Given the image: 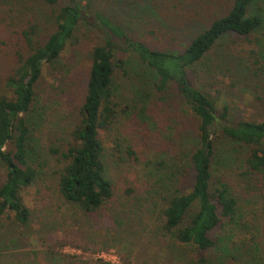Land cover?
I'll return each mask as SVG.
<instances>
[{
  "label": "trees",
  "instance_id": "1",
  "mask_svg": "<svg viewBox=\"0 0 264 264\" xmlns=\"http://www.w3.org/2000/svg\"><path fill=\"white\" fill-rule=\"evenodd\" d=\"M262 1L231 0L226 11L212 17L182 48L158 49L130 36L105 13L95 11L91 0H0V163L5 168L0 179V216L19 226L30 221L31 208L24 191L43 179L48 162L47 157L38 160L43 156L35 135L38 85L46 68L57 69L79 29L94 26L103 29L107 38L91 48L85 98L79 105L71 139L63 148H49L62 164L52 170L57 192L76 213L84 215L96 213L114 195L101 135L112 131L118 117L128 110L116 93L121 72L129 74L128 63L115 58L117 42H122L136 53L144 68L134 77L141 83L134 98L136 108L144 109L151 103L154 92L175 88L194 120L187 126L196 135L195 143L180 154L176 152L181 160L179 175L188 174L190 166L192 182L188 186L176 180L173 191L162 193L157 253H166L177 263L209 264L212 256L208 252L218 243V229L234 221L239 208L225 170L217 161L220 145H228L227 151L235 160H242L246 172L264 178V117L229 123V105L216 103L215 94H222L223 88L216 86L213 71L204 62L212 60L213 53L230 39L231 51L221 52L215 64L221 67L229 63L230 70L239 65L247 80L262 79L253 86V95L264 105V14L260 9L252 11ZM44 17L48 22L43 23ZM116 148L120 149L118 143ZM127 150L135 156L131 147ZM66 244L75 246L69 241L61 246ZM232 259L236 264H249L246 259Z\"/></svg>",
  "mask_w": 264,
  "mask_h": 264
},
{
  "label": "rangeland",
  "instance_id": "2",
  "mask_svg": "<svg viewBox=\"0 0 264 264\" xmlns=\"http://www.w3.org/2000/svg\"><path fill=\"white\" fill-rule=\"evenodd\" d=\"M230 3L231 0H91L95 11L105 13L130 36L158 49L182 48ZM258 9L264 14V0L252 7V11ZM44 22H48L47 17ZM79 30L73 46L61 55L57 69L46 68L38 85L35 135L43 155L38 160L48 158L46 172L37 185L24 191L31 208L27 225L19 226L0 216V264H185L170 260L166 253H157L162 223L159 215L164 205L162 193L173 191L176 180L180 185H191L192 168L184 162L189 166V175H179L181 160L176 152L180 154L195 143L196 135L187 126L194 120L175 88L154 92L151 103L144 109L136 108L134 98L141 83L134 77L144 68L136 53L122 42H117L115 58L128 63L129 74L121 72L116 93L128 110L118 117L112 131L101 135L114 195L96 213L84 215L76 213L57 192L52 170L62 164L49 148H63L70 141L79 105L85 98L91 48L107 38L101 28L83 26ZM230 44L231 40L226 39L212 60L204 62L207 69H212L216 86L223 88L222 94H215L216 103L229 105V123L262 119L264 105L254 97L253 86L263 80H247L239 72V65L230 70L229 63L221 67L215 64L221 52L224 55L231 51ZM227 146L220 145L217 161L225 170L239 208L235 220L218 229V243L208 252L212 256L209 264H236L233 257L249 260V264H264V178L246 172L242 160H235ZM129 147L135 156L128 153ZM4 171L0 163V179ZM63 241L75 246L62 247ZM102 252L107 261L100 258Z\"/></svg>",
  "mask_w": 264,
  "mask_h": 264
},
{
  "label": "built area",
  "instance_id": "3",
  "mask_svg": "<svg viewBox=\"0 0 264 264\" xmlns=\"http://www.w3.org/2000/svg\"><path fill=\"white\" fill-rule=\"evenodd\" d=\"M105 254H106V253L102 252L101 254H99V256H100V258H103L104 260L107 261V259H105V258H106V255H105Z\"/></svg>",
  "mask_w": 264,
  "mask_h": 264
}]
</instances>
